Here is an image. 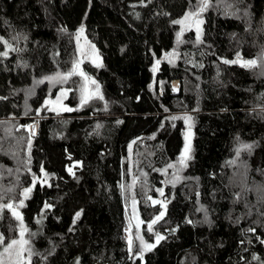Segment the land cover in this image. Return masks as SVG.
Segmentation results:
<instances>
[{
	"label": "trees",
	"instance_id": "obj_1",
	"mask_svg": "<svg viewBox=\"0 0 264 264\" xmlns=\"http://www.w3.org/2000/svg\"><path fill=\"white\" fill-rule=\"evenodd\" d=\"M199 3L0 0V204L24 201L30 264H264V0ZM189 14L199 40L174 23ZM82 27L100 55L82 61L99 85L83 105L79 75L37 83L81 61ZM237 53L256 66L224 63ZM63 88L74 110L57 113ZM0 233L19 235L7 208Z\"/></svg>",
	"mask_w": 264,
	"mask_h": 264
},
{
	"label": "snow or ice",
	"instance_id": "obj_2",
	"mask_svg": "<svg viewBox=\"0 0 264 264\" xmlns=\"http://www.w3.org/2000/svg\"><path fill=\"white\" fill-rule=\"evenodd\" d=\"M209 4V0H200V3L197 5V9L202 12L203 10H205L208 7ZM198 14V13H195ZM174 23H181V21H174ZM80 31H83V27L80 29ZM198 35H197V39L199 40V29L197 30ZM2 39V38H0ZM5 44L8 45V47L12 50V51H18V49L12 48L11 44H8L7 41H3ZM93 50H95V46H91ZM173 55H175V53H173ZM0 56L3 57H7L8 56V52L4 51V52H0ZM262 58H264V54H262ZM242 58L240 57L239 53H237V57L235 60H225L224 63L226 64H236V63H241ZM160 61H157V64H159ZM257 64V60L256 59H249V60H244L241 63L242 67H246V68H251L256 66ZM99 66V65H98ZM202 66V65H201ZM156 69L154 68L153 71H155ZM74 75H79L81 77H83V79L87 82L89 80H91L90 77L87 76L86 73L83 72V70L80 68V61H74L72 68L66 72V73H59L57 72L56 74H54L53 76H46L44 77L42 80L37 81V83H43L44 80H48L49 82L56 84V83H60L63 84L65 83L69 78H71ZM91 82L93 84L96 85L97 88V93L99 91V85L96 84L95 80H91ZM82 92V96H81V105H83L84 103H87L88 99L90 98L88 95H84L83 93L85 92V88L82 87L81 89ZM67 92L64 90H61V94L59 96H57L56 101H45V105H48L49 103H56L59 102L60 99L63 96H66ZM98 98L103 99L102 96H98ZM2 99V98H0ZM55 110V109H53ZM64 111H73L74 109L71 108H67L64 107L63 108ZM172 120H176V119H184L185 122L192 120L191 116H185V117H171ZM31 127V126H29ZM99 127V125L97 126ZM186 141L188 140V136L186 134L185 136ZM242 148L244 149H248L251 150V148L253 147V145H241ZM237 155H239V150L237 151ZM191 159L190 156V145L189 143H185L184 146V151L181 153V157H180V163L184 166H186V160ZM169 167H172V165H169ZM43 170V169H41ZM69 171H71L69 169ZM36 182V178L34 177L33 179V185ZM41 183H43V181H41ZM32 191L31 188H25L23 190V195L25 198H27L28 194ZM158 192H160L161 195H163V190L162 189H157ZM151 199V198H149ZM24 201L20 200L18 205H13L11 203L9 204H0V212L3 211L4 208H7L10 210V214L12 217H14V219L18 222V229H19V235L18 238H8L7 243H5V237L3 235V233H0V264H5V258H8V262L9 264H30V258L32 256V250L30 247H25L26 245H29V241L24 239L25 236V232L27 231L26 227L23 224V217L20 214V212L16 211L17 208L22 207L23 206ZM153 203H160V201H153ZM51 207V205L45 204V208H49ZM81 215V212H77L76 213V217L79 218ZM164 215V212H161L159 216H157L154 220H152L149 224H148V230L151 231L152 230V224H154L157 220H159L162 216ZM191 221H189L190 223ZM249 231H254V229H249ZM31 235H35V233H32ZM164 239V237L160 236L159 234H157L156 236V243L158 244L160 242V240ZM262 243H264V241H262ZM156 245L155 244H145L141 238V245H140V254L143 253V251L145 249L147 250H151L152 248H154ZM132 248V241L131 239H129V250L131 251ZM15 255V260H12V255ZM27 253V259L25 260L24 254ZM78 264V262H77Z\"/></svg>",
	"mask_w": 264,
	"mask_h": 264
},
{
	"label": "rangeland",
	"instance_id": "obj_3",
	"mask_svg": "<svg viewBox=\"0 0 264 264\" xmlns=\"http://www.w3.org/2000/svg\"><path fill=\"white\" fill-rule=\"evenodd\" d=\"M201 22L202 21H200V19L194 17V14H189L187 17L184 18V20H181L180 25H181L182 30H185V29L190 28V27H195L197 30L198 29L200 30ZM77 41H78L79 55H80V60H81L80 61V68L82 69V61H84V60L85 61L89 60V61L93 62L94 64H100V55H99L97 49L96 48H95V50L92 49L91 46H93V44L86 38V36L84 35L83 32L78 33ZM241 63H242V61H241ZM154 68L157 70V68H158L157 62L155 64ZM88 77H90V76H88ZM90 78H91V80H95L92 77H90ZM82 80H83V84L81 85V89H82V87L85 88V92L83 93L84 95H88L90 98L93 96L99 95V91L97 93L96 85L93 84L91 82V80L86 82L83 79V77H82ZM96 84H97V82H96ZM81 89H80V98L82 96ZM62 90L66 91L67 95H68L69 91L67 88H63ZM60 94H61V91L57 94V96H59ZM67 95L63 96L59 102L49 103L48 107L50 108V110L55 109L53 111L59 113V112L64 111L63 110L64 107L69 108L68 105L65 103ZM57 96L56 97H48L47 101H56ZM186 134L188 136V140L186 141V139H185L184 146H185V143H189L190 149H191L192 133H191L190 128L186 129L185 136H186ZM183 151H184V148H183ZM133 228H137L138 231H140V229H141V222L137 217V209H136V204L134 202L131 203L130 224L126 228V236L128 238V242H129V239H131V241H133ZM140 240H141V238H140ZM143 242H144V240H143ZM24 257L26 260L27 259V253L24 254ZM12 260H15L14 253L12 255ZM5 264H9L7 257L5 258Z\"/></svg>",
	"mask_w": 264,
	"mask_h": 264
},
{
	"label": "water",
	"instance_id": "obj_4",
	"mask_svg": "<svg viewBox=\"0 0 264 264\" xmlns=\"http://www.w3.org/2000/svg\"><path fill=\"white\" fill-rule=\"evenodd\" d=\"M30 126H31V127H30L31 131H33L34 126H33V125H30ZM35 126H37V122L35 123Z\"/></svg>",
	"mask_w": 264,
	"mask_h": 264
}]
</instances>
